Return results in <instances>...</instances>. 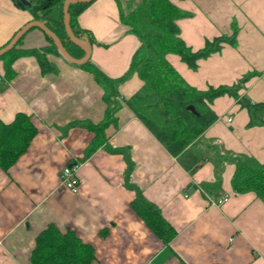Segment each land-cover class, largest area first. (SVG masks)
Wrapping results in <instances>:
<instances>
[{"label":"crops","instance_id":"0c3cea01","mask_svg":"<svg viewBox=\"0 0 264 264\" xmlns=\"http://www.w3.org/2000/svg\"><path fill=\"white\" fill-rule=\"evenodd\" d=\"M170 1L189 13L176 24L192 50L235 30V44L222 43L196 69L166 54L186 83L205 90L247 75L239 95L264 102V0ZM139 2L92 0L77 17L96 40L90 60L111 78L126 71L140 42L120 19L118 3L125 14ZM31 19L14 0H0V46ZM47 44L44 33L32 28L17 47ZM46 57L55 71L42 73L35 56L22 55L12 62L9 79L0 60V121L24 112L37 126L17 161L8 171L0 169V264H30L35 237L48 223L69 227L90 243V264H264V202L253 191H234L235 163L229 159L245 155L264 163V124L248 126L249 113L236 98L217 96L208 103L215 121L174 156L126 103L143 84L133 72L117 86L120 104L105 129L107 144L80 160L93 133L68 123L100 122L104 90L80 64L53 53ZM258 116L264 120V109ZM108 147L124 150L131 167ZM70 163L77 164L76 193L59 181V171ZM134 186L175 229L167 244L131 207Z\"/></svg>","mask_w":264,"mask_h":264},{"label":"trees","instance_id":"16d2710c","mask_svg":"<svg viewBox=\"0 0 264 264\" xmlns=\"http://www.w3.org/2000/svg\"><path fill=\"white\" fill-rule=\"evenodd\" d=\"M14 1L18 6L29 10L31 20H39L50 28L59 37L70 55L74 58H81L84 55L83 49L72 42L66 34L62 12L64 0H27L29 5L22 4L19 0ZM90 3H71L68 6V12L70 26L75 36L91 46L96 43L93 34L90 30L81 27L77 20L78 15ZM118 7L120 19L137 33L140 42L132 54L128 68L119 77L107 76L90 58L80 64L103 88V99L106 103L104 116L100 122L93 123L83 119L68 123V127L82 126L93 133L80 160L86 159L95 149L107 144L105 129L115 120L114 114L120 104L116 99L117 86L133 72L137 73L143 84L126 100V103L174 156L180 154L215 121L217 115L210 109L208 103L217 96L227 94L236 98L241 107H245L249 113L248 126L264 124V120L258 116V112L264 109V102H252L238 93L247 75L229 86H209L205 90H199L186 83L166 59L167 53H175L189 68L196 69L197 61L220 50L222 43L234 45L235 30L230 35L222 34L205 39L201 48L192 50L180 37L176 24V19L188 16L189 13L170 0H140L125 14L119 3ZM23 36L24 34L10 50L0 54L6 78L12 77L14 72L11 64L22 55L35 56L42 73L55 71V66L46 57L47 53L60 55L52 39L44 33L48 41L46 46L23 49L17 47ZM36 132L37 126L33 119L24 112H17L9 122L0 121V169L8 171L27 149ZM108 150L113 153H122L128 168L131 167V161L124 150L111 147H108ZM229 159L235 163L231 178L234 191H253L264 202V163L245 155ZM134 189L135 198L131 201V207L146 226L164 244H167L175 235V229L162 216L159 208L148 200L137 186H134ZM94 259L95 251L90 243L82 241L71 228L60 229L54 223H48L36 235L30 254V264H90Z\"/></svg>","mask_w":264,"mask_h":264},{"label":"water","instance_id":"95a60500","mask_svg":"<svg viewBox=\"0 0 264 264\" xmlns=\"http://www.w3.org/2000/svg\"><path fill=\"white\" fill-rule=\"evenodd\" d=\"M22 4H28L27 0H19ZM92 0H64L62 4V12H63V24L66 31V34L68 38L77 44L79 47H81L84 51V55L81 58H74L72 55H70L67 50L62 45V42L60 41L59 37L50 29L48 28L44 23H42L39 20H30L26 24H24L22 27H20L11 37L9 42L2 46L0 48V54H3L10 50L19 40V38L25 34L30 28L35 27L40 29L43 33L47 34L53 41L54 45L56 46V49L58 53L67 61L74 63V64H82L86 62L90 58L91 54V46L77 38L75 34L73 33L71 26H70V15L68 12V6L71 3L75 2H91ZM29 5V4H28ZM192 108V107H191Z\"/></svg>","mask_w":264,"mask_h":264},{"label":"built area","instance_id":"2783aa9c","mask_svg":"<svg viewBox=\"0 0 264 264\" xmlns=\"http://www.w3.org/2000/svg\"><path fill=\"white\" fill-rule=\"evenodd\" d=\"M230 119L231 118H229L228 120ZM76 170H77V164L70 163L63 166L59 171L60 184L73 193L78 192L80 186V180L77 176Z\"/></svg>","mask_w":264,"mask_h":264},{"label":"rangeland","instance_id":"374dc122","mask_svg":"<svg viewBox=\"0 0 264 264\" xmlns=\"http://www.w3.org/2000/svg\"><path fill=\"white\" fill-rule=\"evenodd\" d=\"M137 34V33H136ZM138 36V35H137Z\"/></svg>","mask_w":264,"mask_h":264}]
</instances>
